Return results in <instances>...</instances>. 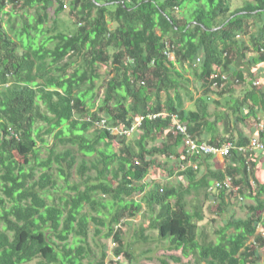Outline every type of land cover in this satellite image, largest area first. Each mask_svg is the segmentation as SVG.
<instances>
[{"label": "trees", "instance_id": "obj_1", "mask_svg": "<svg viewBox=\"0 0 264 264\" xmlns=\"http://www.w3.org/2000/svg\"><path fill=\"white\" fill-rule=\"evenodd\" d=\"M55 2L54 13L64 11L66 0ZM51 3L0 0V264H26L35 258L39 264H82L84 248L68 239L85 240L91 221L107 228L106 236L117 244L116 255L130 257L120 222L141 212V201L132 196L146 187L143 181L157 156L177 159L183 169L175 173L179 185L155 184L146 194V208L154 213L148 228L157 231L156 241L205 264H256L264 246V239L256 236L259 225L264 231V184L254 176L251 150L234 148L225 156L224 168L212 169L207 160L213 155H187L171 115L187 124L196 141L221 145L230 140L245 146L248 135L235 138L241 124L264 143V128L248 126L250 119L260 121L259 114H264V0H245L233 9L226 0H69V15L76 17L69 33H51L46 27ZM16 16L21 20L17 27L11 20ZM72 56L79 57V64L71 65ZM108 61L111 75L96 85L97 68ZM184 64L200 88L212 90L218 99L231 98L225 110L210 112L208 94L194 96L187 89L189 80L177 67ZM214 73L217 77L211 78ZM249 76L256 85L242 89ZM101 87L103 95L94 108ZM158 113L166 115L152 117ZM141 117L131 134L123 132ZM220 119L227 128L222 138L216 127ZM102 120L109 128L97 124ZM112 127L119 131L112 132ZM91 129L96 130L93 137L87 135ZM43 135L54 143L41 163L45 168L55 164L66 183L77 163L75 152L97 154L95 161L77 164L81 180L68 186L73 194L62 205L46 202L56 187L49 173L27 185L32 176L28 166L37 156L38 141L45 143ZM57 141L70 147L56 151ZM162 164L158 161L156 168L162 170ZM93 169L95 176L87 173ZM226 176L239 189L211 195V182ZM201 190L220 213L228 208L226 198L242 195L255 204L247 206L246 218L229 219L216 242H200L201 206L190 211L186 196ZM99 193L111 199L96 198ZM228 229L233 231L226 234ZM144 230L136 238L147 242ZM251 237L254 241L247 243ZM172 254L168 258L182 260ZM105 255L97 264H104ZM160 262L169 264L168 259Z\"/></svg>", "mask_w": 264, "mask_h": 264}, {"label": "rangeland", "instance_id": "obj_2", "mask_svg": "<svg viewBox=\"0 0 264 264\" xmlns=\"http://www.w3.org/2000/svg\"><path fill=\"white\" fill-rule=\"evenodd\" d=\"M230 4V7L233 9L237 6H240L245 0H226ZM51 6L48 8V15H49V21L46 23V27L49 28L51 33H54L56 31H63V32H73L75 30V16L69 15L70 7H69V0H66V7H64V11H62L59 14H55L54 10L57 5L55 0H51ZM7 11H10V5L6 7ZM33 10L31 13L33 14ZM11 20L14 22V26L20 25V19L16 17H12ZM4 25L6 29L8 30L11 37H13V33L9 31L8 24L6 21H4ZM110 26H113L114 24L112 22L109 23ZM254 29V27L252 28ZM54 31V32H53ZM245 40H247V37L244 36ZM50 45V44H49ZM111 52V51H110ZM172 58V57H171ZM80 59L79 57L72 56L71 58V65H77L79 64ZM180 72L183 74V77L185 79L189 80L188 83V90L192 92L194 96L202 95L204 93L208 94V102H209V109L212 111V109H216L218 107L217 102H219L220 99H218L212 90L206 91L203 88L199 87V84L197 83L191 68L188 64H184L183 68H181L179 65H177ZM111 70L110 61H108L105 64H100L97 68L98 73L100 74V78L95 81L96 85H99L102 83L103 79L108 77V72ZM111 75V73L109 72ZM251 76L247 78L246 85L239 86L243 87L242 89H250L251 86L256 85V79ZM105 78V79H106ZM214 91V90H213ZM243 90H240L237 93H242ZM103 95V88L101 87L99 90V93L97 94L96 102L94 108L98 105V100L102 98ZM238 96V95H237ZM190 100L188 99L185 103V106L189 105ZM216 101V102H215ZM214 111V110H213ZM264 114H259V119H250L249 120V127L258 129L259 124L264 126ZM240 126V125H239ZM259 130V129H258ZM95 129H91L89 133L87 134L89 137H93L95 133ZM241 133L249 135V130L245 127H241ZM244 132V133H243ZM132 136V135H131ZM129 136V137H131ZM42 139L45 140V143L43 141H38L37 143V156L31 157L30 165L28 166L30 173L32 176L28 178V184L30 185L33 181L40 178L44 173H49L51 177L56 181V187L54 189H50L48 192V195L45 196L46 202L48 204H63L62 199L67 198L68 194H73V192L69 189L68 186H72L79 182L80 176L76 171V166L78 163H80L83 159L88 161V159H93L94 161L97 159V154H94L93 156H84L80 152H75L76 155V165L70 172L69 176V182L66 183L61 176H59L58 169L55 164H53L52 167L45 168L42 165V161L47 158L48 155V148L52 146L54 143V139L50 136L43 135ZM151 144V142H150ZM70 147L69 144L64 145L61 142H56V146L54 147L56 151H63L65 148ZM72 148L76 151V147L72 146ZM156 163L153 165V167L149 170L148 175L144 179V183H146V187L143 190H137L133 194V199L136 201H141L142 204V210L140 213H138L136 216L132 218H125L120 222V227L122 230V237L125 243L130 244L131 248L129 249L130 257L120 255H116L115 248L117 246L115 240H113L112 236H106L107 228L103 225H95L92 221L89 224V230L87 233V236L85 240L81 242H77L74 237L70 236L68 239V243L70 245L77 246L78 244L81 245L84 248L83 257L81 259L82 264H97L99 261L102 253L105 252V259L104 264H162L160 262V259H168L169 264H205L204 262L196 260L195 255H188L183 256L180 252V250H173L169 251L167 250V242L163 241H156L157 238V231L148 228V223L150 222V219L152 218L153 214L150 213L149 210H147L146 205V197L147 193L152 190L155 184H159L161 186L165 182L169 181L170 183L174 185H179L180 178L176 176V171L180 170V164L176 159H162L161 157L157 156L155 157ZM158 161H161L162 164V170L156 168V164ZM216 165L211 167L212 169L215 168ZM31 168V169H30ZM172 171L173 174L169 175L168 172ZM91 176H95L96 170L93 169L91 171L87 172ZM82 182V181H81ZM184 183L186 181L184 180ZM140 184V183H136ZM80 188L82 189V185H80ZM204 190H201L199 194L191 193L190 195L186 196L187 201V208L192 211L194 209V205L201 206V211L203 214V219L200 221H197V240L200 242L204 241H212L216 242L219 239L218 231L221 229L224 224L229 219H244L248 216V210L247 206L248 203H253V200L249 197H245L242 200L234 199L233 201L229 200V205L227 204L228 208L225 210V212L220 213L218 210H215V202L213 199L205 196ZM210 193V192H209ZM208 193V194H209ZM0 195H2L0 193ZM50 196V197H48ZM103 198L105 200L111 199V196L109 195H103L101 193L96 195V198ZM6 205H10L9 201H6ZM233 202V203H232ZM60 205V206H61ZM157 207L155 208L156 211ZM1 210V206H0ZM85 211H91L88 207L85 208ZM94 212H90V214H93ZM117 227V226H115ZM2 228V224H0V229ZM141 228H145L143 235L148 238L147 242H143L142 239L136 238V234L140 232ZM99 229V232L96 233V230ZM233 231V229H228L226 231V234H229ZM256 236L262 237L264 239V231L263 228L259 225L257 228ZM54 239V238H53ZM138 239V240H135ZM253 238L251 237L247 243L253 242ZM128 250V249H127ZM144 251V252H143ZM179 255L181 256L182 260L180 262H175L172 259L168 258L169 255ZM38 258L33 259L32 261L26 263V264H39ZM256 264H264V246H260L258 249V261Z\"/></svg>", "mask_w": 264, "mask_h": 264}, {"label": "built area", "instance_id": "obj_3", "mask_svg": "<svg viewBox=\"0 0 264 264\" xmlns=\"http://www.w3.org/2000/svg\"><path fill=\"white\" fill-rule=\"evenodd\" d=\"M66 7V4L64 5ZM173 57V54L170 55ZM200 62V56L196 58L194 65ZM218 73H214L211 75V78L217 77ZM221 78L224 80L226 79V76L224 74H221ZM213 88L216 87V83L212 86ZM160 114L166 115V113H158V114H153L152 117H156ZM142 117L137 120L129 129L124 130L123 132L126 134H131L134 131V128L140 124V120ZM172 123H173V128L183 136V144L185 146V151L187 155H194L196 153L201 154V155H221L223 157L229 155L230 151L234 148H237L240 151H245V150H258V151H264V143L259 140L255 136H251L249 138V143L245 146H236L233 141H226L221 145H212L207 143L206 141H196L192 139L188 133V127L187 124L184 122L179 121L178 117L176 114L171 115ZM97 124L101 127H107L105 124V120H102L100 122H97ZM109 128V127H107ZM264 126L262 127L261 124H259V130H262ZM112 132H118L119 127H112L111 128ZM239 185L235 184L233 182V178L231 176H226L222 180H213L211 184L208 186L207 191L210 192V194H214L219 190H225L226 192H229L231 190L237 191L239 189ZM238 198L240 200L243 199L242 195H239Z\"/></svg>", "mask_w": 264, "mask_h": 264}, {"label": "crops", "instance_id": "obj_4", "mask_svg": "<svg viewBox=\"0 0 264 264\" xmlns=\"http://www.w3.org/2000/svg\"><path fill=\"white\" fill-rule=\"evenodd\" d=\"M236 95H239L237 92L236 94L234 95V97ZM228 100H231V98L229 96L227 97H224V98H221L219 100V102H217L218 104V107L216 109H212V111L210 112H213L214 111H218V112H222L223 110H225L226 106H228V103H230ZM216 102V101H215ZM225 108V109H224ZM224 113V112H223ZM240 125V126H239ZM237 125V128L236 130H238V132L235 133V138L238 136V135H245L246 134H242L241 132V127L242 125L239 124ZM232 126V125H231ZM216 127H217V135L218 137L222 138L224 136V132L225 130L227 129L226 127H224L221 119L218 120V122L216 123ZM230 128V127H229ZM228 128V129H229ZM233 128V127H232ZM244 133V132H243ZM248 137L250 138V136L248 135ZM181 149V148H180ZM251 153H252V158L255 162V166H254V176L255 178L257 179V181L261 184H264V151H258V150H251ZM177 160V159H176ZM207 163L209 164V167H213L214 165L215 168L214 169H222L225 167L226 165V161H225V157L221 156V155H213L211 157V159L207 160ZM183 169V168H182ZM245 198V197H243ZM250 198V197H249ZM262 198H264V196H262ZM234 199H238L237 198H232L231 200L226 198V203L229 205V200L230 201H233ZM252 199V198H251ZM239 200V199H238ZM253 200V199H252ZM233 203V202H232ZM255 204L254 200H253V203H248V205H253Z\"/></svg>", "mask_w": 264, "mask_h": 264}]
</instances>
